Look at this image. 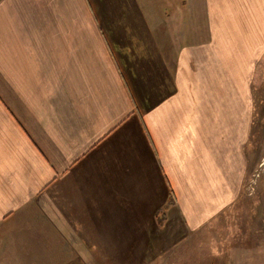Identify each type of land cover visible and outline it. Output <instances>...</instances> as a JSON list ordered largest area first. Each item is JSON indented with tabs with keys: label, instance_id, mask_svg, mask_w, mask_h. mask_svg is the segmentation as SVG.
<instances>
[{
	"label": "crops",
	"instance_id": "0c3cea01",
	"mask_svg": "<svg viewBox=\"0 0 264 264\" xmlns=\"http://www.w3.org/2000/svg\"><path fill=\"white\" fill-rule=\"evenodd\" d=\"M263 57L264 0H0V264L222 256L239 199L263 248Z\"/></svg>",
	"mask_w": 264,
	"mask_h": 264
},
{
	"label": "rangeland",
	"instance_id": "374dc122",
	"mask_svg": "<svg viewBox=\"0 0 264 264\" xmlns=\"http://www.w3.org/2000/svg\"><path fill=\"white\" fill-rule=\"evenodd\" d=\"M254 98L256 118L254 120V134L252 143L250 145V158L252 157L254 162L252 164L250 162L249 183L244 185V190H248L249 193H256L259 188V191L264 195V159H262V164L260 166H256L257 155H259V157H264V57L260 60L257 66L256 77L254 81ZM244 203L246 204L244 208H249L251 210L248 217L249 224H254L255 226L259 224V226H263L264 202L262 201L263 205L259 206V214L257 210L258 203L255 196H249L247 200L244 201ZM240 208L241 200L239 199L234 206L232 215L227 216L226 218L229 225L228 230L230 231V235L232 234L231 237H234V239L231 243L227 244V248L221 247L223 251L222 256L221 254H217L216 257H214L213 254L211 256L213 258L208 259L204 256L209 251L207 244L204 247L197 244L196 242L195 248L185 247L183 249V259H172L169 264H264V244L260 243L263 248H260L259 245L258 250L255 248L251 249V247L257 244V241H255L253 246L250 247L249 243H243V240L245 239L242 240L240 237L242 232L243 234L245 233V231L242 230V227H244L245 223H247V212L245 211L242 215ZM261 235L264 236V233H260V236ZM205 240L207 242V239ZM226 253L229 257L233 256V259H222L226 257ZM163 261L160 263L158 262L157 264H163Z\"/></svg>",
	"mask_w": 264,
	"mask_h": 264
}]
</instances>
